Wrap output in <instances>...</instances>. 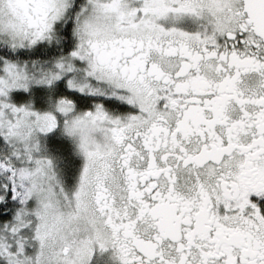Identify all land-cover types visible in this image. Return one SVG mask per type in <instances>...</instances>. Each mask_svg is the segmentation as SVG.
Segmentation results:
<instances>
[{
    "label": "snow or ice",
    "instance_id": "1",
    "mask_svg": "<svg viewBox=\"0 0 264 264\" xmlns=\"http://www.w3.org/2000/svg\"><path fill=\"white\" fill-rule=\"evenodd\" d=\"M0 264H264V0H0Z\"/></svg>",
    "mask_w": 264,
    "mask_h": 264
}]
</instances>
